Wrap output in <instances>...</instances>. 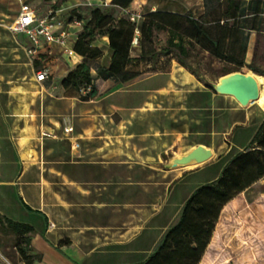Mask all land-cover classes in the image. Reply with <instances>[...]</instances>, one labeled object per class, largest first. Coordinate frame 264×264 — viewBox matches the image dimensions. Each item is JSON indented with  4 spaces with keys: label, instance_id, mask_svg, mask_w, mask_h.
Instances as JSON below:
<instances>
[{
    "label": "rangeland",
    "instance_id": "rangeland-1",
    "mask_svg": "<svg viewBox=\"0 0 264 264\" xmlns=\"http://www.w3.org/2000/svg\"><path fill=\"white\" fill-rule=\"evenodd\" d=\"M65 1L27 0L26 3L41 14L52 8L53 4H61ZM208 2L209 4H204V7L209 13L218 8L215 0H208ZM138 4L140 1L133 0L126 10H118L116 15L130 20L133 14H138L139 17L134 21L137 25L142 22V16L148 12L175 10L182 16H186L188 14L186 8L189 7L186 0H147L145 5L138 6ZM196 14L191 13L194 17ZM179 23L175 31L168 29L153 31V44L165 45L169 39L180 40L185 53L179 56L197 75L194 77L200 84L185 80L184 76L190 72L180 66L175 50L169 55L158 54L155 58L147 56L145 50H149L151 45L140 34L137 36L138 40L131 44L130 61L126 65L125 76L130 79L125 82L121 81V77L104 79L97 70L107 65L109 53L105 43L95 42V39L93 44L101 51V55L87 63L96 95L85 98L88 89L74 91L61 88L60 80L63 77H56V75H62L61 70L65 64L58 59L59 54L52 51L51 55L45 54L40 60L32 59L34 64L31 71L28 59L22 60V51L12 44V48H15L13 52L20 54L19 62L24 63L18 69L20 80L34 82L33 76L38 71L44 70L47 73V79L43 83L45 90L49 93L45 99L48 116L43 122L46 129L38 130V137L33 139L34 144L31 146L29 158L35 160L37 156L39 162L62 161L68 162L67 166L71 167H91L93 172L98 173L97 179L95 177L93 182L86 177L78 184L69 182V179L64 182L59 175L48 171H53L51 167L57 165L45 163V177L48 181L55 183L50 185V195L55 194L66 201L65 208L69 211L72 208L89 207L87 203L93 197L100 203H108V207L104 208H109L111 214L116 217L115 223L112 224L115 229L104 230L105 232L103 231V235L99 238L106 236L117 238L126 231L130 232L128 230H137L138 226H134L142 224L144 215L151 214L149 204H153L156 198H163L162 201H157L159 206L156 212L144 224L147 228L141 236L146 240L144 243L139 242L140 239H138L127 245L128 250L134 249L131 252L121 253L115 251L114 247L94 252L88 255L83 264L138 262L147 249L157 248L161 241L159 239L156 244L153 243L158 235L157 229L167 223L177 210L179 201L193 188L195 182L209 176L218 167L215 165L204 172L189 175L184 181L173 186L169 194H166L172 178L182 172L180 168L165 169L163 165L167 160L184 154L199 141L213 143L214 146L222 142V137L215 135L192 134V130L197 128L193 121L202 117V114L199 115L202 111L192 110L191 107L198 101L201 102L202 97L198 100L190 99L189 91L201 89L205 101L214 100L215 107L227 105V99L207 87L205 81L216 83L218 78L227 71L256 74L248 65L236 67L228 61L215 58L208 50L195 43L184 22ZM17 40L23 42L22 37ZM5 44L8 45L6 41ZM6 48L8 49L9 46ZM2 56L0 54V62L4 60L1 59ZM160 84L163 89L155 87ZM245 110L264 114V111L254 105ZM219 112L213 110L212 115L215 116ZM56 121L58 124L55 123ZM246 132L237 131L234 141L237 142L246 137ZM72 145L75 146L74 149L71 148ZM232 153L231 151L227 154L222 162ZM87 162H94V164L90 165ZM196 168L200 166L185 171ZM180 211L174 224L180 216ZM259 212L261 216L257 225L259 232H264V178L223 208L216 225L215 239L213 237L200 264H264V238L240 241L234 236L235 232L241 228L243 230L248 228L252 215ZM76 215L77 225L86 230H89L87 227L105 225L108 221L106 210L83 209L78 210ZM111 231L116 233L112 236ZM126 235L128 236V233ZM105 240L103 242H106ZM63 242L68 243V240L64 239ZM85 242L87 248L101 243V241H95L90 245L89 239ZM16 243L18 239L13 235L0 233V255L9 264H25L16 249ZM31 251L30 248L27 256L32 263L35 261L47 263V259L41 255L39 248L34 250L33 255Z\"/></svg>",
    "mask_w": 264,
    "mask_h": 264
},
{
    "label": "crops",
    "instance_id": "crops-1",
    "mask_svg": "<svg viewBox=\"0 0 264 264\" xmlns=\"http://www.w3.org/2000/svg\"><path fill=\"white\" fill-rule=\"evenodd\" d=\"M26 1L0 0V54L3 55L1 59H4L0 62V214L14 222L28 224L32 227L31 254L33 255L36 249L39 248L41 255L47 259V263L35 261L33 264H83L88 255L112 247H114L115 251L121 253L131 252L134 249L128 250L126 248L127 245L132 244L138 239H140L139 242L144 243L146 241L145 238L141 237L143 232L147 231L144 224L156 212L159 206L157 201H162V197L154 199V203L149 204L151 206L149 209L151 214L144 215L142 224L134 226H138L137 230H128L130 232L126 231L117 238H109V236L99 238L103 235L104 230L115 229V227H112V224L115 223L116 217L111 214L112 212L109 208H104L108 207L109 204L100 203L93 197L87 203L89 207L72 208L69 211L65 208V205H67L66 201L61 200L55 194L50 195V185L55 183L46 179L44 164L54 163L57 165L51 167L54 169L53 171H48L59 175L64 182L69 179V182L78 184L84 177L90 178L91 182H93L92 180L95 177L97 179L98 173L93 172L91 167H71L67 166L68 162L62 161L39 162L37 156L35 160L29 158V152L32 151L31 146L34 144L33 139H37L38 137V130L44 131L46 129L43 122L48 116L45 99L49 93L43 86L45 81L36 82L35 75L33 76L35 83L28 80H20L18 69L24 63L19 62L20 54L13 52L15 48H12V44H15L22 51V60L24 58L28 59L31 71H33L34 62L25 53V48L29 46L27 38L21 33L11 34L7 30V26L13 24L17 19L22 2L32 8ZM138 1H140L138 6L145 5L147 2V0ZM215 1V4H222L221 0ZM238 2L240 4V17L237 26L243 51V63L245 66H252L258 72H264V0H238ZM95 3H97V0H66L64 3L56 4V9L49 8L41 14H38L32 8L38 16H43L48 11H53L54 22L61 23L60 26L54 29V34L59 33L61 30H65L68 33L66 40L67 47L70 49L68 54L63 53V47L57 44L46 45L42 43L35 49V60H40L45 54L51 55L52 51L59 54L58 59H61L65 65L61 70L62 75H56V77H64L75 65L84 60L82 56L73 51L75 39L81 31L82 25H78L74 21L69 22V12L76 8L95 6L97 5ZM186 4L189 5L186 8L189 14L195 15L197 12L196 17L193 16L194 18L203 17L205 19L209 13L204 7V4H209L208 0H186ZM171 13L181 14L175 10L171 11ZM222 22L220 20L221 24ZM19 37L23 38V42L17 40ZM5 41L8 45L5 44ZM100 41L105 43L107 52L109 53L107 37L97 38L95 42ZM6 46H9V48L7 49ZM92 46L95 47L93 43ZM109 62L110 53L107 65L101 66V69L107 68ZM97 71L99 72V70ZM256 74L262 75L260 73ZM184 78L189 83L197 82L200 84L191 73H187ZM160 86L161 84L155 87L162 88ZM220 96L225 97L228 104L215 107L214 100L209 99L205 101L201 89L189 91L190 99L196 98L198 100L199 97H202L201 102L198 101L196 105L191 107L192 110L202 111V113H199V115L202 114V117L197 121H193L197 128L192 130V134L202 136L215 135L222 137V142L217 143V146L203 141L195 143L194 146L203 145L210 149L212 151L211 159L200 165L193 166H200V168L194 170L185 171L191 168H180L182 172L172 178L169 185L170 188H168L166 194H169L173 186L184 181L189 175L195 172H204L215 165H218V167L209 176L195 182L193 188L179 201L177 210L171 215L167 223L157 229L158 235L153 242L155 244L159 239H162L165 231L174 224L178 212L193 190L215 180L230 157L247 147L258 126L264 121V114L245 110L251 106L250 104L243 107L229 96ZM213 110L220 112L214 116L212 115ZM55 123L58 124L57 121ZM239 130L247 131L246 137L235 142V133ZM71 148L74 149L75 146L72 145ZM231 151L233 152L232 155L222 162V159ZM34 152L37 153V151ZM87 163L90 165L94 164V162ZM86 193L89 192L86 191ZM83 209L106 210L108 214L107 223L98 227H87L89 230L79 227L76 222V214L78 210ZM145 212L147 213V211ZM50 224L53 227H50ZM110 233L113 236L116 232L111 231ZM127 233L128 236L126 235ZM121 236L123 238H120ZM64 239H67L68 243H64ZM86 239L90 240V245L95 241H101V243L100 245L87 248ZM103 240L106 242H103ZM154 248L150 247L147 249L145 255L138 262L127 264L144 261L153 252Z\"/></svg>",
    "mask_w": 264,
    "mask_h": 264
},
{
    "label": "trees",
    "instance_id": "trees-1",
    "mask_svg": "<svg viewBox=\"0 0 264 264\" xmlns=\"http://www.w3.org/2000/svg\"><path fill=\"white\" fill-rule=\"evenodd\" d=\"M221 1L222 4H218V8L208 13L205 19L194 18L189 13L182 16L157 10L146 13L137 25L116 15L118 10H126L133 0H112L107 7L85 6L71 10L68 21L82 22L73 51L84 60L60 80L61 88L74 91L88 89L85 98L96 95L87 61L101 55V51L92 46L94 40L100 37H107L110 53L108 67L98 72L104 79L121 77L122 82L130 79L125 76L126 65L130 61L133 39L137 41L139 34L151 45L149 50H145L147 56L155 58L158 54L169 55L175 50L180 66L196 77L179 56L185 53L180 40L169 39L165 45L153 44L152 41L153 31H175L179 22H184L195 43L208 50L212 56L236 67L244 66L237 26L240 4L238 0ZM56 7L53 4L52 8ZM249 68L264 75V72H258L252 66ZM231 72L234 71H227L224 75ZM261 178H264V121L258 126L247 147L230 157L215 180L193 190L185 200L177 222L165 231L157 248L144 261L135 264H200L212 243L223 208ZM260 216V212L253 214L252 223L245 230L241 228L235 232V238L240 241L264 238V232H259L257 225ZM32 232L30 225L14 222L0 214V233L11 234L18 239L16 249L25 264H33L27 256Z\"/></svg>",
    "mask_w": 264,
    "mask_h": 264
},
{
    "label": "built area",
    "instance_id": "built-area-1",
    "mask_svg": "<svg viewBox=\"0 0 264 264\" xmlns=\"http://www.w3.org/2000/svg\"><path fill=\"white\" fill-rule=\"evenodd\" d=\"M112 0H97V5L107 7L110 5ZM139 15H132L130 21L134 22L135 18ZM78 25H82V22L74 21ZM61 23L54 22L53 11H48L43 16H38L34 9L24 2L21 3L20 12L15 22L7 26V30L11 34H23L29 43V46L25 48L26 55L34 59L35 49L42 43L46 45L57 44L63 47V53L68 54L70 49L67 47L68 33L65 30H61L59 33L54 34V29L60 26ZM136 42V39H133ZM132 42V43H133ZM47 79V73L44 70H40L35 75L36 82H43ZM69 131V130H68ZM53 227L52 224L49 225ZM9 264L5 258L0 255V264Z\"/></svg>",
    "mask_w": 264,
    "mask_h": 264
},
{
    "label": "water",
    "instance_id": "water-1",
    "mask_svg": "<svg viewBox=\"0 0 264 264\" xmlns=\"http://www.w3.org/2000/svg\"><path fill=\"white\" fill-rule=\"evenodd\" d=\"M205 85L216 94L232 96L243 107L258 98L256 81L248 73L231 72L222 75L216 83L205 81ZM212 157V151L203 145H196L184 154L171 158L163 165L165 169L185 168L205 163Z\"/></svg>",
    "mask_w": 264,
    "mask_h": 264
},
{
    "label": "bare ground",
    "instance_id": "bare-ground-1",
    "mask_svg": "<svg viewBox=\"0 0 264 264\" xmlns=\"http://www.w3.org/2000/svg\"><path fill=\"white\" fill-rule=\"evenodd\" d=\"M248 74L254 78V80L256 81V84L258 86V98L252 104H250V105H254L258 109L264 111V76L257 75V74H253L251 72H248ZM223 96H226V95H223ZM230 97L234 99V97H232V96H230ZM192 167L193 166H188V167H185V168H192Z\"/></svg>",
    "mask_w": 264,
    "mask_h": 264
}]
</instances>
